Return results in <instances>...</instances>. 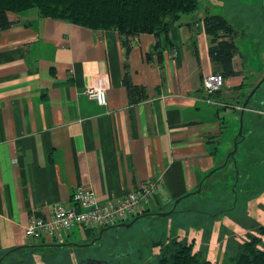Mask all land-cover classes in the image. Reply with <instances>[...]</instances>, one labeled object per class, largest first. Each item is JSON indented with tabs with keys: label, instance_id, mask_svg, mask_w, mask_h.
Wrapping results in <instances>:
<instances>
[{
	"label": "crops",
	"instance_id": "1",
	"mask_svg": "<svg viewBox=\"0 0 264 264\" xmlns=\"http://www.w3.org/2000/svg\"><path fill=\"white\" fill-rule=\"evenodd\" d=\"M207 15H216L209 5L168 35L127 42L115 30L8 13L12 26L0 28V257L31 247V217L70 206L78 188L118 202L152 180L159 187L147 207L153 214L224 166L234 145L225 139L229 109L243 105L250 87L235 55V75H224L216 95L205 92L204 79L220 70ZM126 76L142 89L134 103ZM87 88L104 90L107 105Z\"/></svg>",
	"mask_w": 264,
	"mask_h": 264
},
{
	"label": "rangeland",
	"instance_id": "2",
	"mask_svg": "<svg viewBox=\"0 0 264 264\" xmlns=\"http://www.w3.org/2000/svg\"><path fill=\"white\" fill-rule=\"evenodd\" d=\"M199 1V11L191 16L206 11L209 5L211 13L225 17L233 28V35L227 40L235 43L237 40L241 51L248 54L246 57L236 54L238 68L246 74L249 83L248 96L264 77V0ZM250 102L236 165L232 160L227 163L209 183L207 180L200 195L183 200L170 216L139 218L131 228L107 230L96 243L92 241L99 232L83 231V235L69 240L74 244L92 243L87 247H40V242L29 240L32 243L29 246L36 248L29 254L23 251L5 254V264H156L159 248L154 249V245L177 236L193 241L194 250L204 253L211 264H233L242 246L254 238L259 240L257 248L263 250L264 84ZM236 108V112L229 109L232 117L227 121L225 134V139L233 142L240 131L242 106ZM172 206L156 213L169 212ZM90 256L92 261H86Z\"/></svg>",
	"mask_w": 264,
	"mask_h": 264
},
{
	"label": "trees",
	"instance_id": "3",
	"mask_svg": "<svg viewBox=\"0 0 264 264\" xmlns=\"http://www.w3.org/2000/svg\"><path fill=\"white\" fill-rule=\"evenodd\" d=\"M199 7V0H0V28L5 30L12 26L8 13L34 12L44 18L70 22L94 31L115 30L128 42L129 39L146 33L168 35L183 17L197 13ZM205 28L214 38V44L210 48L212 62L219 66L222 75H235L233 59L238 47L234 41L227 40V37L233 35V28L221 15H207ZM124 83L131 102H136L135 96L142 93V89L134 86L127 76ZM243 141L239 138L238 144ZM238 169L239 165L236 167ZM237 179L239 182V177ZM205 184L206 182L204 186ZM146 216L155 215L146 212L139 218ZM258 242L257 238L246 242L232 263L264 264V249L257 248ZM49 245L53 244L41 243L40 247ZM34 248L36 247H21L15 252L29 254ZM155 248H159V253L155 255L156 264H211L204 253L194 250V242L188 241L186 237L177 236L160 241L154 245ZM15 252L8 251L6 254ZM4 261L6 263V258Z\"/></svg>",
	"mask_w": 264,
	"mask_h": 264
},
{
	"label": "built area",
	"instance_id": "4",
	"mask_svg": "<svg viewBox=\"0 0 264 264\" xmlns=\"http://www.w3.org/2000/svg\"><path fill=\"white\" fill-rule=\"evenodd\" d=\"M225 82L224 75L213 73L204 79L203 88L208 95L213 96L224 88ZM86 95L100 106L108 103L104 90L87 88ZM158 193V184L148 179L138 189L127 192L122 200L101 203L95 192L81 187L73 193L70 206L60 204L50 214L33 215L25 233L42 244H65L77 227L99 232L132 222L147 212V207Z\"/></svg>",
	"mask_w": 264,
	"mask_h": 264
},
{
	"label": "water",
	"instance_id": "5",
	"mask_svg": "<svg viewBox=\"0 0 264 264\" xmlns=\"http://www.w3.org/2000/svg\"><path fill=\"white\" fill-rule=\"evenodd\" d=\"M264 84V77L263 79L261 80V82L251 91V93L247 96V98L245 99L243 105H242V110H241V114H240V131H239V134L238 136L235 138V141H234V146H233V150L232 152L228 155L227 157V160H226V163L224 164V166L222 168H224L227 163H228V160L230 158L233 159V162L234 164L236 165V154L238 152V139L242 137L243 135V127H244V116H245V113L247 111V107L251 101V99L254 97V95L258 92V90L260 89V87ZM216 170L212 171L204 180V182L209 178L211 177L214 173H215ZM202 185H203V182L201 183L200 187L198 188V190L196 192H192V193H188L184 196H182L181 198L177 199L173 206H172V210H170L169 212H166V213H154V214H149V215H155V216H158V217H162V218H165V217H168L170 216L171 214H173L178 205L185 199L191 197L192 195H195V194H201L202 193ZM165 201H167L165 199ZM139 220V218H135L132 222L130 223H126V224H120V225H117L115 228L116 229H120L122 227H125V228H131L137 221ZM110 229V228H109ZM109 229H103L99 232L100 234V237L98 238L99 240L102 238V235ZM92 243H95V241H93ZM90 244H74V243H65V244H53V245H49V247H87L89 246ZM31 247H35V246H31ZM14 251V250H13ZM12 251V252H13Z\"/></svg>",
	"mask_w": 264,
	"mask_h": 264
},
{
	"label": "flooded vegetation",
	"instance_id": "6",
	"mask_svg": "<svg viewBox=\"0 0 264 264\" xmlns=\"http://www.w3.org/2000/svg\"><path fill=\"white\" fill-rule=\"evenodd\" d=\"M233 161V159L232 158H230L229 160H228V164L230 163V161ZM220 171V170H219ZM154 214V213H153ZM153 217V216H152ZM103 236H104V234L102 235V238L100 239V240H102L103 239ZM100 237V234H99V236L98 237H96V239H94L93 241H95V243H96V241H100L98 238ZM92 241V242H93ZM68 243H70V242H68ZM92 244V243H91ZM92 256H90V257H88L87 259H86V261H92ZM4 261V258H1L0 259V264H5V261ZM85 261V260H84ZM95 261H97L98 262V260H95Z\"/></svg>",
	"mask_w": 264,
	"mask_h": 264
}]
</instances>
